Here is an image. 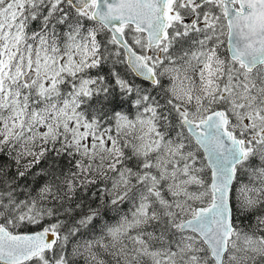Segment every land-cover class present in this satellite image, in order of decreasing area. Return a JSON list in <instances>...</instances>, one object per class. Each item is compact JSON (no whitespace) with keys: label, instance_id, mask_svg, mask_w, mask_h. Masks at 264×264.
I'll use <instances>...</instances> for the list:
<instances>
[{"label":"snow or ice","instance_id":"6c2138e0","mask_svg":"<svg viewBox=\"0 0 264 264\" xmlns=\"http://www.w3.org/2000/svg\"><path fill=\"white\" fill-rule=\"evenodd\" d=\"M0 264H264V0H0Z\"/></svg>","mask_w":264,"mask_h":264}]
</instances>
